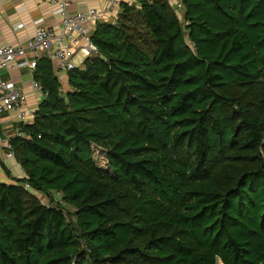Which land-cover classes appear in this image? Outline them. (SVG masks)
I'll return each mask as SVG.
<instances>
[{
    "label": "trees",
    "instance_id": "1",
    "mask_svg": "<svg viewBox=\"0 0 264 264\" xmlns=\"http://www.w3.org/2000/svg\"><path fill=\"white\" fill-rule=\"evenodd\" d=\"M182 2H121L65 90L38 59L0 264H264V0Z\"/></svg>",
    "mask_w": 264,
    "mask_h": 264
},
{
    "label": "built area",
    "instance_id": "2",
    "mask_svg": "<svg viewBox=\"0 0 264 264\" xmlns=\"http://www.w3.org/2000/svg\"><path fill=\"white\" fill-rule=\"evenodd\" d=\"M121 2L134 4L137 0H110L106 11L111 17L115 16L112 18L114 21ZM166 2L180 21H183L182 0H166ZM48 3L53 6L51 8L53 14L58 15L61 20L59 30L44 25L43 17H39L34 21L32 36L26 41L0 45V121L4 113L8 112L14 113L15 119L22 123L32 120L35 107L26 104L25 87L39 93L41 97L44 96L41 84L33 77V70L40 57L52 59L56 75L61 80V73L76 67L73 57L77 52L86 57L96 51L90 39V30L94 29L98 21L103 20L102 12L93 7L85 10H70L67 0H48ZM88 25L91 28H88ZM22 26L21 22L13 25L14 29ZM15 135H22V132L18 130ZM0 147L8 157L14 158L9 137L0 136ZM25 187L29 188L27 184Z\"/></svg>",
    "mask_w": 264,
    "mask_h": 264
},
{
    "label": "crops",
    "instance_id": "3",
    "mask_svg": "<svg viewBox=\"0 0 264 264\" xmlns=\"http://www.w3.org/2000/svg\"><path fill=\"white\" fill-rule=\"evenodd\" d=\"M69 1L70 10H85L88 7L99 9L103 14L102 21H114L106 11L110 0H67ZM112 1V0H111ZM135 4V3H134ZM48 3V0H0V45L17 44L26 41L32 36L34 31V21L43 17V24L54 30L61 28V20L58 15H54ZM117 11V8H116ZM21 22L23 26L14 29V23ZM88 28H91V26ZM93 29L90 30V32ZM85 58V57H84ZM83 60V59H82ZM81 60V62H82ZM77 65V64H76ZM60 80L62 89L67 86V72L61 73ZM27 90V105L36 107L42 98L37 92L32 91L29 87ZM18 121L14 113H4L0 121V136H13L19 130ZM25 173L15 158H10L0 147V181L5 183H15L16 178L24 177Z\"/></svg>",
    "mask_w": 264,
    "mask_h": 264
},
{
    "label": "rangeland",
    "instance_id": "4",
    "mask_svg": "<svg viewBox=\"0 0 264 264\" xmlns=\"http://www.w3.org/2000/svg\"><path fill=\"white\" fill-rule=\"evenodd\" d=\"M136 10L138 9L139 7V3H135L134 4ZM133 32L135 33V35L137 36L136 38L138 39V43L141 44L142 46H146L147 44H149V41H150V37H146V31L143 27V25L138 21L136 20L135 23H133ZM85 56H83L80 52H77L74 57H73V60L74 62L77 64L76 66H81V60L84 59ZM26 103H28V100L26 101ZM94 158L96 160V163L98 165H101V166H104L105 165V157H104V154L100 151V150H95L94 152ZM30 192L36 196V198L41 202V203H44V204H49V200L48 198L43 194V193H40L36 190H32V189H29ZM53 197L57 200H61L60 199V195L59 194H56L54 193L53 194ZM70 211H73V208H71V206H69L68 204H64Z\"/></svg>",
    "mask_w": 264,
    "mask_h": 264
}]
</instances>
